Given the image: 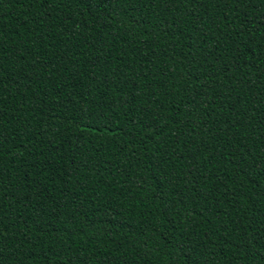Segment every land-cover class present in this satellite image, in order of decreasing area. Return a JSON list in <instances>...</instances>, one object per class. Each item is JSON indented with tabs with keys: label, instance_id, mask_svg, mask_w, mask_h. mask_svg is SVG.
<instances>
[{
	"label": "trees",
	"instance_id": "trees-1",
	"mask_svg": "<svg viewBox=\"0 0 264 264\" xmlns=\"http://www.w3.org/2000/svg\"><path fill=\"white\" fill-rule=\"evenodd\" d=\"M0 264H264V0H0Z\"/></svg>",
	"mask_w": 264,
	"mask_h": 264
}]
</instances>
